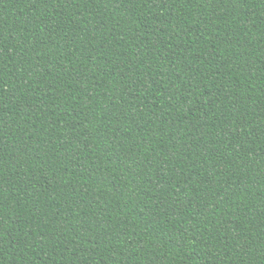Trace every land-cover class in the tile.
Masks as SVG:
<instances>
[{"label":"trees","instance_id":"trees-1","mask_svg":"<svg viewBox=\"0 0 264 264\" xmlns=\"http://www.w3.org/2000/svg\"><path fill=\"white\" fill-rule=\"evenodd\" d=\"M0 264H264V0H0Z\"/></svg>","mask_w":264,"mask_h":264},{"label":"snow or ice","instance_id":"snow-or-ice-1","mask_svg":"<svg viewBox=\"0 0 264 264\" xmlns=\"http://www.w3.org/2000/svg\"><path fill=\"white\" fill-rule=\"evenodd\" d=\"M213 3H216V0H213Z\"/></svg>","mask_w":264,"mask_h":264}]
</instances>
